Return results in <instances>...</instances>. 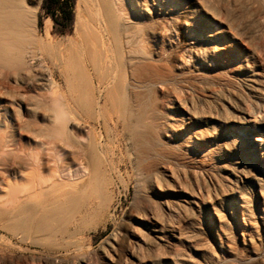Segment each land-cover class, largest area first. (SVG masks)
<instances>
[{"label":"bare ground","instance_id":"obj_1","mask_svg":"<svg viewBox=\"0 0 264 264\" xmlns=\"http://www.w3.org/2000/svg\"><path fill=\"white\" fill-rule=\"evenodd\" d=\"M239 1L247 40L233 33L235 21L222 25L224 13L210 0H79L78 39L66 46L72 41L37 38L38 0H0V193L9 194L5 201L0 195V212L12 217L11 228L82 250L79 220L94 213L96 225L106 222L108 152L122 131L137 181L129 218L105 242L100 259L82 251L81 260L70 264H122L121 246L129 240L135 264L171 251L179 264L175 257L192 239L186 226L213 204L210 186L235 193L238 183L247 182L245 169L233 166V179L223 176L224 183L210 161L218 144L232 151L216 141L218 125L234 129L236 145L252 154L254 148L256 158L264 152V0ZM29 46L45 56L35 74L26 61ZM230 67L241 86L236 94H198L199 83H215ZM54 68L64 75L69 98L57 96L62 85ZM35 92L59 97L58 109L35 105ZM37 113L60 126L58 153L28 152L27 134L43 137L42 127L29 124L28 116ZM253 128H262L259 145ZM49 164L56 172L47 178ZM220 238L222 248L236 249L231 234ZM243 241L234 264H264L259 242L245 233Z\"/></svg>","mask_w":264,"mask_h":264},{"label":"rangeland","instance_id":"obj_2","mask_svg":"<svg viewBox=\"0 0 264 264\" xmlns=\"http://www.w3.org/2000/svg\"><path fill=\"white\" fill-rule=\"evenodd\" d=\"M38 2L39 4L37 3L35 14V31L39 40L48 41V39H54L53 41L55 42L62 40L64 44H68L70 41L73 42L78 39L75 27L79 10V0H76L75 3V20L73 27L64 34L55 32L53 21L50 17H43L42 24H39V12L42 0H38ZM210 2L224 13L223 19L225 23L222 25L226 24V19L233 22L235 21L232 26L233 33L241 37L242 40H247V33L242 29L244 21L240 15L242 9L240 1L210 0ZM32 6H35V4H32ZM178 40L179 39H176L175 42H178ZM72 42H70V45H65L72 46L75 41ZM242 44L245 43L241 42V45ZM234 49H236V47ZM34 50L36 51L34 52ZM43 56L44 54L41 50L34 49L30 46L28 47L26 61L32 72L34 71V74L40 72V70H42L41 68L45 66V56ZM177 64L178 63H176V65ZM54 70L57 74L56 80L62 85V95L60 93L57 96L60 97V100H63V96L69 98L71 96V91L67 87L64 75L61 74L58 68H54ZM236 72L237 70L230 67L226 71L220 72V78H218L215 83H199L198 94L208 95L211 94L213 90H222L228 95L236 94V89H241ZM10 83L14 87H12V91H18V84L12 81ZM33 94L35 95L33 98L35 105L41 107L47 105L51 107L53 111L58 109V106H56L58 104H56V100L54 99H59V97H44L39 95L38 92ZM173 105L175 109H178L176 103ZM9 116L11 118L9 123L12 125V121L15 120L16 116V108L10 109ZM28 120L31 128L34 126L42 127L43 136L37 139L38 137L33 133L27 134L25 140L28 152L37 153L38 150L39 153H58L63 145L62 137L59 132L60 126L43 118L40 113H37V116H34V114L28 116ZM233 130L234 129H231V127L228 128L218 125V136L216 141L225 142L232 151H228L224 144H218L213 152L209 154V159L211 162L215 163L222 177L227 176L233 179L228 167L232 168L235 166L236 168L241 167L245 169L247 182L245 184L238 183V188L235 193L227 190L228 187L226 186L225 192L219 190L220 192L217 191L216 193V191L213 192L212 185L210 186L212 191L210 199H213V204L209 203L203 208L202 212L198 211L199 217L197 223H191L186 226V232L192 239L184 243L180 251L181 254L175 257L177 261H179V264H234V256L245 250V243L243 241L244 233L247 237L259 242L261 248L264 249V152H262L261 155L258 154L256 158V150H254V148L252 154L250 149L246 146L236 145L238 135ZM252 131L255 132L257 136V145H259L260 141L258 138H263L262 128H253ZM121 132L113 137L112 144L114 147L112 146L108 152L113 162L110 160L111 166L109 165L106 175L108 179L106 190L109 194V201L102 211L106 222L96 225L94 220L91 219L94 213H90L85 218L79 220V241H82V250H67L64 246L58 245V242L56 244H50L45 240L46 238L44 239L45 236L37 235L33 231H31V233H25L22 229L15 230L11 228L12 217L8 214L3 216L0 212V264L78 263L81 260L82 251L91 252L99 259L101 258L100 252L109 237L124 230L125 221L129 218V209L134 202L137 192V181L135 179L136 169L134 163L127 155V153H132V151L129 145H127L128 143L125 136H123ZM35 139L38 141H35ZM39 140H41V142L43 141L44 144H40ZM113 148L114 150H112ZM68 153H72L71 148ZM112 165L114 168L111 169ZM43 170L45 176L48 178L56 172V164L46 165ZM225 179L226 178L223 177V182L227 183ZM6 192L5 190L0 193V195H2L1 199H4H0L1 201L8 200L9 194L8 192L6 194ZM10 204L12 203H9L8 206H12ZM212 205H215L216 209H214ZM216 211L223 217L224 223L221 224ZM225 232L231 234L235 239V250L221 247L222 242L220 236ZM121 248L125 253L121 258V263L135 264L131 253L134 249L133 241L129 240L123 243ZM172 252L173 251L163 254V257L159 260L152 259L148 264H175V262H173ZM236 261H238V257Z\"/></svg>","mask_w":264,"mask_h":264},{"label":"trees","instance_id":"obj_3","mask_svg":"<svg viewBox=\"0 0 264 264\" xmlns=\"http://www.w3.org/2000/svg\"><path fill=\"white\" fill-rule=\"evenodd\" d=\"M76 0H42L39 12V24L43 17H50L55 32L64 34L70 31L75 20Z\"/></svg>","mask_w":264,"mask_h":264}]
</instances>
